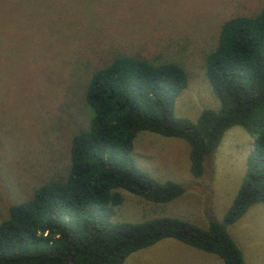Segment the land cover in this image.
Here are the masks:
<instances>
[{"label":"rangeland","instance_id":"374dc122","mask_svg":"<svg viewBox=\"0 0 264 264\" xmlns=\"http://www.w3.org/2000/svg\"><path fill=\"white\" fill-rule=\"evenodd\" d=\"M263 6L264 0H0V221L40 184L66 175L72 136L92 116L85 92L94 71L118 55L176 62L188 83L173 113L195 121L203 108L219 107L204 64L221 24ZM254 142L243 127L229 128L195 178L184 139L139 131L136 165L157 181L179 183L184 192L154 203L121 189L123 201L109 218L139 222L168 215L201 227L210 217L222 221ZM227 231L245 264H264V202L252 204ZM187 248L194 247L165 238L121 264H208L206 256L223 264L214 254L195 256Z\"/></svg>","mask_w":264,"mask_h":264},{"label":"trees","instance_id":"16d2710c","mask_svg":"<svg viewBox=\"0 0 264 264\" xmlns=\"http://www.w3.org/2000/svg\"><path fill=\"white\" fill-rule=\"evenodd\" d=\"M204 71L219 107L203 108L195 121L173 113L188 83L176 62L118 55L94 71L85 92L92 116L88 127L72 136L67 173L9 206L0 221V264H121L165 238L214 254L223 264H245L227 226L264 202V6L221 24ZM235 125L255 142L222 221L210 217L201 227L168 215L139 222L109 218L123 201L121 189L154 203L184 192L179 183L157 181L136 165L132 150L139 131L184 139L190 174L199 178L205 159Z\"/></svg>","mask_w":264,"mask_h":264},{"label":"crops","instance_id":"0c3cea01","mask_svg":"<svg viewBox=\"0 0 264 264\" xmlns=\"http://www.w3.org/2000/svg\"><path fill=\"white\" fill-rule=\"evenodd\" d=\"M188 249V248H187ZM189 251H191V253L193 254V255H195V256H201V255H203L201 252H199V251H202V250H199V249H196V248H189L188 249ZM204 252V251H203ZM207 253V252H206ZM201 254V255H200ZM184 256V255H183ZM186 256H188V254H186ZM202 260H205V257H203L202 256ZM206 259H209L211 262L210 263H208V264H212V260H213V258H212V256H209V257H207L206 256ZM218 264V263H217Z\"/></svg>","mask_w":264,"mask_h":264}]
</instances>
